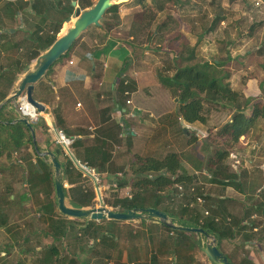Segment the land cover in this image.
<instances>
[{
    "label": "trees",
    "instance_id": "trees-1",
    "mask_svg": "<svg viewBox=\"0 0 264 264\" xmlns=\"http://www.w3.org/2000/svg\"><path fill=\"white\" fill-rule=\"evenodd\" d=\"M73 1L0 0V102L10 94L19 76L28 69L31 63L58 39L59 33H64L67 30V25L63 27V24L69 21L76 11V7L72 4ZM76 1L82 9H87L95 4L93 0ZM156 1L160 4L158 10L162 11V2ZM139 3L145 5V0H139ZM120 6V4H115L106 11L105 20L107 22L105 25L108 24L110 28L121 25ZM165 27L166 23L158 24L155 34L163 35ZM253 30L254 26L251 28L250 35L253 34ZM79 40L77 39L70 51ZM261 48H264V44ZM197 58L194 47L190 54L179 57L176 61L175 73L172 75L161 74V80L166 87L175 92L178 116L188 124H206L209 119L210 109L207 107L209 103L231 107L233 110L231 120L220 131L210 132L207 137L209 140L211 139L215 147L207 171L212 182L222 185L233 184L240 179V176L236 172H229L227 161L232 151L241 147L243 140L249 136L252 128L257 123L264 121V102L256 101L252 104L251 99H244L242 91L232 87L231 74L223 69L224 62L209 63L197 60ZM127 60L125 66L131 63L130 57ZM123 69V71L126 70L125 67ZM129 86V81L126 84V79L121 81L118 100L121 101L125 98L123 96L129 91ZM250 108L251 113L249 114L247 110ZM59 109L55 110L56 126L70 136ZM18 117L13 105H6L0 111V174L3 177V180L0 181V229H6L5 231L9 233L18 228L13 223L15 218L10 210L14 208L24 210L25 206L28 207L30 203H33L35 197H39L43 193L40 190L44 186L46 192V184L55 189L54 170L46 157L40 155V152L44 151L43 147L38 141L35 142L33 132L25 122L16 121ZM33 125L37 132V125L34 123ZM39 125L46 131L50 130L42 117L39 120ZM118 126V130L121 131V125ZM182 130L185 131L183 127ZM195 140L196 138H193V141ZM81 147H83V142L80 139H75L71 145L78 159L80 157L77 149ZM86 151L87 155L82 164L90 169L98 166L100 169L97 172H103L104 165L113 164L112 154H108L106 146L104 147L102 144L87 148ZM132 163L134 165L131 171L134 178L129 185L132 188V196L114 201L113 206L119 211L149 207L164 210L171 217H175L181 225L202 227L215 235L220 248L225 239H233L236 236L237 233L233 231L232 226L227 224L226 219L217 221L215 216L205 215L203 209L200 208L199 198H204L208 202L209 196L204 193L195 195L191 192L190 189L193 188L197 177L194 173L183 170L182 153L170 151L162 158L135 155ZM62 165L66 172L65 191L68 205L77 208L94 207L97 195L95 188L89 186L93 178L76 167L69 156L68 161ZM107 171L110 174L117 172L112 168ZM14 181L27 183L28 189L23 193L19 192ZM127 183L125 180L118 181L117 179L111 186L116 184V188L121 189ZM180 187L189 191L179 193ZM175 193L183 196V202L179 203L177 208L174 206L177 204L175 200H178ZM166 199H172L173 203L163 206ZM57 208V198L48 203L46 212L50 227L46 234L53 237L55 245L46 250L43 264H89L90 260H88L89 263L81 261L77 250L71 255L70 251L64 250L62 246L65 240L73 234L74 226L80 225L79 233L82 237H77L76 242L80 247L86 243L90 251H94L97 245L91 244V239L104 242L109 238L110 232L103 225L104 221L70 218L57 211ZM35 218V215H30V223H32L30 226L35 222ZM79 221H83V223L80 224ZM163 226L169 231L185 234L182 230L173 229L164 224ZM31 227L26 234L21 235L20 232L17 234L18 236H13L5 248L0 247V257L3 251L8 254L12 253L15 247L14 242H18L17 240L22 238L21 245L32 241V235L38 234V230L35 226ZM177 240L181 241L182 239L177 238ZM192 244L194 247L200 245L198 242ZM25 251L27 249L23 246L20 252ZM65 252H68L71 257L68 262H66ZM99 260L97 259L95 264H107L103 259ZM155 260V257L151 260L152 264H156ZM137 264L149 263L145 260L143 263ZM175 264H180V262Z\"/></svg>",
    "mask_w": 264,
    "mask_h": 264
},
{
    "label": "crops",
    "instance_id": "crops-1",
    "mask_svg": "<svg viewBox=\"0 0 264 264\" xmlns=\"http://www.w3.org/2000/svg\"><path fill=\"white\" fill-rule=\"evenodd\" d=\"M92 27L104 29V25L101 27L92 25L85 32ZM85 32L78 39H81ZM106 34L102 44L98 38L94 39L92 43L84 38L83 45L79 47L80 51L72 53L69 50L51 66L47 74L36 84L33 96L45 105L46 110L41 113L40 118L42 117L46 121L50 130L46 131L44 127L39 125V121L34 124L37 125L36 137H38L44 151L59 150L58 158L64 164L68 161V156L70 158L71 156L52 126V122L56 125L55 110L58 108L61 110L65 126L71 135H66L63 130L60 131L63 132L65 138L72 140L69 147L78 162L82 164L84 161L87 148L99 144L106 146L108 154L113 156V164L104 165L102 167L103 172H97L100 169L98 166L93 169L98 174L97 178L100 177L106 181L105 185L108 188H111L117 179L118 181H127L128 183L124 188L118 189L116 184L113 186L120 193V195L118 194L119 199H124L127 196H132V188L129 185L134 178L131 171L134 165L132 163L134 157L135 155L152 156L143 154L154 151L155 133L161 134L163 148H173L172 151L179 153H182V149L175 140L171 141L173 123L176 122L174 117H170L163 125L156 127L153 119L154 112H151L150 115L140 113L137 116L135 109L141 110L142 106H138L133 98L135 94L141 92L142 88L135 89L129 79V76L135 77L133 79L138 85L140 83V72L138 69L134 70L133 67V64L138 62L136 51L134 52V49L130 48L133 44H125L114 34H109L108 31ZM262 45L263 43L259 47L261 48ZM108 46L124 47L129 52L130 56L128 57L131 58V63L124 66L125 71L123 68L117 71L119 59L113 66L105 65L102 56ZM91 47L95 49L92 50ZM123 79H126V84L129 81L130 86L129 91L123 96L125 98L120 101L118 100V89ZM249 87L254 88L255 85H249ZM129 95H132L130 105L124 102ZM146 105H149L147 101ZM146 105L144 106L146 107ZM143 110L150 112L148 107L143 108ZM149 118H151L150 123ZM178 118L182 128L184 120L179 116ZM118 125H121V131L118 130ZM155 127L157 128L156 132L154 131ZM184 132L187 133L186 130ZM75 139H80L83 142V147L77 149L79 159L71 148ZM258 147L261 151L260 145ZM120 154L130 155L131 164L119 162ZM257 157L258 154L253 152H250V158L241 157L244 162L242 161L239 169L234 167V172L239 174L240 179L233 184H217L211 179L206 180L207 182L201 181L202 184L210 185V189H207L208 193H205L210 196V205L205 209V214L215 216L217 221L226 219L227 224L232 226L233 231L237 233L233 239H225L221 248L219 247L234 264H264V161L257 165ZM71 160L73 161L72 158ZM74 164L78 167L75 162ZM255 166L259 168L258 171L255 170ZM110 168L117 172L110 174L107 171ZM183 170L187 169L184 168ZM2 178V174H0V181L3 180ZM13 183L21 193L27 188V183L20 181ZM181 195L177 194L176 196L180 198ZM202 199L199 198L201 201L198 203L201 209ZM175 201L177 204L174 206L177 208L180 201ZM104 202L110 209L119 211L113 206V203H108L106 199ZM170 203H173L172 199H166L163 206ZM95 206H99L97 200ZM102 221H104L103 225L110 234L104 242L98 240L96 249L92 251L94 258L93 260L90 258L92 264L97 259L101 261L103 259L107 264H137L143 263L145 260L152 264L151 260L154 257L156 264H167L168 262L172 264L176 262H180V264H214L199 245L204 244L207 239L198 236L196 233L184 231L185 234H179L169 231L156 218L128 221L106 219ZM177 238L182 240L179 241ZM193 242H198L199 248L194 247ZM223 245L226 250L222 248ZM236 250L241 251V254L236 253ZM99 252L103 255H97Z\"/></svg>",
    "mask_w": 264,
    "mask_h": 264
},
{
    "label": "rangeland",
    "instance_id": "rangeland-1",
    "mask_svg": "<svg viewBox=\"0 0 264 264\" xmlns=\"http://www.w3.org/2000/svg\"><path fill=\"white\" fill-rule=\"evenodd\" d=\"M93 1L94 3L97 2V0ZM160 1L163 4L162 11L158 10L160 4L156 0H145V5L144 3H139V0H126L120 4L121 25L110 29L108 24L105 25L107 20L104 19V29L90 28L83 34L72 50V53L80 51L79 47L83 45L84 38L88 41L90 40V43L94 42L96 38L100 40V44L104 43L107 31L109 34H114L120 38L125 44H133L130 48L134 49V52L136 51L138 57V62H135L133 67L134 70L138 69L141 79L139 85L133 79L135 77L129 76V79L135 89L142 88L141 92L135 94L133 98L138 106H142L141 110L135 109L136 114L137 116L140 113L150 115L151 112H154L153 119L156 127L163 125L170 117H174L176 122L173 123L174 129L171 131V141L175 140L182 149L184 168L194 173L197 177L195 184L192 186L193 188L190 190L195 195L200 193L206 195L205 193H208L207 189H210V185L202 184L201 181L207 182L210 179V174L206 171L215 151L211 139L209 140L207 137L210 132L217 133L220 131L231 120L233 110L231 107L209 103L207 104V107L210 109L208 122L206 124L195 123L192 125L187 123L189 127L186 133L182 130L178 118L176 94L162 83L161 74H174L177 65L176 61L179 57L190 54L191 50L195 47L197 60L208 61L209 63L214 61L224 62L223 69L231 74L230 82L232 87L235 90L242 91L244 99H251L252 104L256 101L264 102V48L259 47L261 43L264 44V1ZM74 20L75 18L72 16L69 21L63 24V27L65 25L69 27ZM161 23H166V27L164 34L160 36L155 34V31L157 25ZM253 26V34L250 35ZM113 48V46H108L104 51L102 59L105 61L106 66H113L116 60L119 59V63H117L118 71L125 66L130 54L124 47L112 50ZM91 49L94 50L95 48L91 47ZM2 62L4 63V61ZM249 85H255V87L252 88ZM131 96L126 97L125 103L128 104L129 99L132 101ZM146 101L149 103L148 106L146 105ZM142 103L150 109V112L143 110L146 107ZM247 113H251V108L247 110ZM156 127L154 128L155 132L157 131ZM193 138H196V140L193 141ZM161 139V134L157 135L155 133L156 143L154 151L143 155L161 158L166 152L174 150L169 147L163 148ZM36 140L40 143L38 137H36ZM191 140L192 142H190ZM257 144L260 145L261 151ZM250 152L258 154L256 158L257 165L263 163L264 121L257 123L250 131L249 136L243 140L241 147L232 151L227 161L229 172L234 173L233 163L235 157L243 161L242 158H250ZM119 158V162L127 165L131 164L132 158L130 155L120 154ZM258 169L255 166V170L258 171ZM94 173L98 177L97 172ZM98 182L101 187L102 196L108 203H114V201L119 199L118 194L120 195V193L114 187L108 188L105 185L106 181L102 180V178L100 179V177ZM89 186L95 188L93 179L92 183H89ZM26 189L28 187L24 191ZM40 191L44 193L45 186ZM178 191L182 193L189 190L182 188ZM43 193L39 197H35L33 203H30L28 207L25 206L24 210L21 208H19L20 210L17 208L10 210L13 218L16 219H14L13 223L18 228L13 229L11 233L5 231L6 229H0V247L2 249L11 242L13 236H18L17 234L20 232L21 235L26 234L31 226L37 228L38 234L32 235V241L25 242L26 245H21L23 242L21 241L22 238L17 240L18 242H14L15 247L12 253L8 254L6 251L1 253L0 264H43L46 250L55 245L53 237L46 234V231L50 227L48 226V213L46 210L48 203L56 198V190L46 184V192ZM96 200L97 205H100L98 195L96 196ZM178 200L180 203L183 202V196L181 195ZM201 204H203L202 209L204 212L210 205L209 201L207 202L204 198ZM57 211H59L58 208ZM31 214L35 215L36 218L33 225L30 226L32 224L30 223ZM79 222L80 224L83 223V221ZM79 228L80 225L74 226L73 234L65 240L62 248L68 252L70 251L71 255L77 250L81 261L88 262L90 260V263H88L92 264L94 258L92 255L94 253L90 251L86 243L83 247H80L76 242L77 237H82L80 236ZM90 243L97 244L99 242L98 240L91 239ZM23 246L27 251L20 252ZM222 248L226 250L224 245ZM68 252H65L66 262L71 259ZM240 252L236 250V253L239 254ZM97 255L102 256L103 253L99 252ZM96 262L94 261L93 264ZM167 264L172 263L168 262Z\"/></svg>",
    "mask_w": 264,
    "mask_h": 264
},
{
    "label": "water",
    "instance_id": "water-1",
    "mask_svg": "<svg viewBox=\"0 0 264 264\" xmlns=\"http://www.w3.org/2000/svg\"><path fill=\"white\" fill-rule=\"evenodd\" d=\"M126 0H97V2L87 8L82 9L78 4V1L74 0L72 2L73 6L76 7L74 13L75 20L68 27L67 31L59 35L58 39L46 50H44L24 71L13 87L10 94L0 102V111L6 105H13L19 115L16 121L25 122L33 132L34 140L36 142V133L33 123L30 119L22 115L18 108L19 101L25 95L27 100L36 106L40 113L45 112L46 107L43 103L37 101L34 96V89L36 84L47 74L51 66L60 60L73 46L74 42L85 32L90 26L95 25L101 27L105 19L106 11L115 4H121ZM54 131L56 132L58 138L63 142L65 149L71 156L73 161L77 166L82 169L86 175L93 178L95 182V189L98 195V200L100 202L99 206H94L91 208H77L68 205L66 198V180L65 179V169L60 162L58 155L59 150L51 151L46 150L40 152V155L46 157L47 161L51 164L54 170V183L56 190V198L58 202V210L61 214L74 217V218H87L89 220L102 221L106 219L113 220H135V219H149L156 218L161 221L164 225H167L173 229L182 230L186 232L196 233L198 236H203L207 240L203 244L201 243V248L214 264H234L227 255H225L217 244V238L215 235L211 234L202 227H190L181 225L178 223L175 217H171L166 211L149 207L147 209L134 208L128 211H115L110 209L105 205L102 192L99 186L97 176L84 168L80 162L74 157L70 150L69 145L64 141L63 132H61L56 125L52 122ZM183 127L188 130V125L183 121Z\"/></svg>",
    "mask_w": 264,
    "mask_h": 264
},
{
    "label": "built area",
    "instance_id": "built-area-1",
    "mask_svg": "<svg viewBox=\"0 0 264 264\" xmlns=\"http://www.w3.org/2000/svg\"><path fill=\"white\" fill-rule=\"evenodd\" d=\"M25 1H30L31 2V1H34V0H25ZM131 103H132V101L131 100H128V104H131ZM18 108L21 111L22 115L28 117L32 123H36V122L39 121L41 113L37 110L36 106H34L32 103H30L27 100V97L25 95L19 101ZM64 141L68 145H70L71 142H72L71 139H68V138H65V137H64ZM241 164H242V160L240 158H238V157H235L233 166L236 169H239V167L241 166ZM82 166L84 168H86L87 170L90 169V168L88 169V167L86 165H84V164H82ZM89 171L92 172V173L95 172L94 169H90Z\"/></svg>",
    "mask_w": 264,
    "mask_h": 264
},
{
    "label": "bare ground",
    "instance_id": "bare-ground-1",
    "mask_svg": "<svg viewBox=\"0 0 264 264\" xmlns=\"http://www.w3.org/2000/svg\"><path fill=\"white\" fill-rule=\"evenodd\" d=\"M66 31H67V30H66ZM66 31H65V32H66Z\"/></svg>",
    "mask_w": 264,
    "mask_h": 264
}]
</instances>
